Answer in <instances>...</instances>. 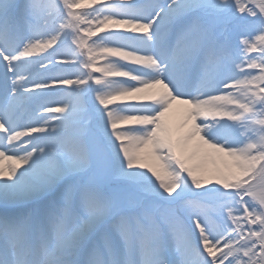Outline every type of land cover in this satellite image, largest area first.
I'll return each instance as SVG.
<instances>
[{"label":"snow or ice","instance_id":"1","mask_svg":"<svg viewBox=\"0 0 264 264\" xmlns=\"http://www.w3.org/2000/svg\"><path fill=\"white\" fill-rule=\"evenodd\" d=\"M0 264H264V0H0Z\"/></svg>","mask_w":264,"mask_h":264},{"label":"bare ground","instance_id":"2","mask_svg":"<svg viewBox=\"0 0 264 264\" xmlns=\"http://www.w3.org/2000/svg\"><path fill=\"white\" fill-rule=\"evenodd\" d=\"M122 79V78H121ZM4 163H8L7 161H5Z\"/></svg>","mask_w":264,"mask_h":264}]
</instances>
